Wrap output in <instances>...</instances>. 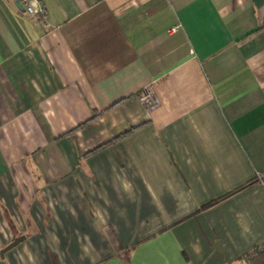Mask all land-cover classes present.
<instances>
[{
    "label": "crops",
    "instance_id": "obj_1",
    "mask_svg": "<svg viewBox=\"0 0 264 264\" xmlns=\"http://www.w3.org/2000/svg\"><path fill=\"white\" fill-rule=\"evenodd\" d=\"M38 2L0 0V264L264 246V0Z\"/></svg>",
    "mask_w": 264,
    "mask_h": 264
},
{
    "label": "trees",
    "instance_id": "obj_2",
    "mask_svg": "<svg viewBox=\"0 0 264 264\" xmlns=\"http://www.w3.org/2000/svg\"><path fill=\"white\" fill-rule=\"evenodd\" d=\"M248 184V183H246ZM246 184H243L239 187H236L234 189H232L231 191L221 195L220 197L204 204L203 206H201V208H206L211 206L212 204L218 202L219 200H222L226 197H228L229 195L235 193L236 191L240 190L241 188H243ZM113 240V246L114 248L120 253V257L121 260L123 262V264H130L128 261V256H129V250H122L120 245L116 242V240L111 237ZM240 263L241 264H264V246L261 245H255L250 251L244 253L241 257H240Z\"/></svg>",
    "mask_w": 264,
    "mask_h": 264
},
{
    "label": "built area",
    "instance_id": "obj_3",
    "mask_svg": "<svg viewBox=\"0 0 264 264\" xmlns=\"http://www.w3.org/2000/svg\"><path fill=\"white\" fill-rule=\"evenodd\" d=\"M22 8L23 12L29 16H35V15H44L43 9L38 2V0H17ZM46 24H44L45 26ZM139 101L142 105V108L148 112L150 109H152L157 104V100L154 98L152 92L148 90L147 88H143L142 92L139 94Z\"/></svg>",
    "mask_w": 264,
    "mask_h": 264
},
{
    "label": "water",
    "instance_id": "obj_4",
    "mask_svg": "<svg viewBox=\"0 0 264 264\" xmlns=\"http://www.w3.org/2000/svg\"><path fill=\"white\" fill-rule=\"evenodd\" d=\"M19 6V5H18Z\"/></svg>",
    "mask_w": 264,
    "mask_h": 264
}]
</instances>
